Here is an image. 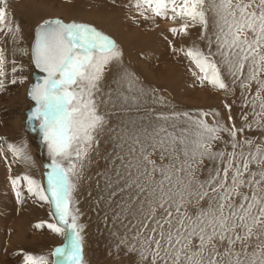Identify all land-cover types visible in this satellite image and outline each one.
<instances>
[{
  "label": "snow or ice",
  "instance_id": "1",
  "mask_svg": "<svg viewBox=\"0 0 264 264\" xmlns=\"http://www.w3.org/2000/svg\"><path fill=\"white\" fill-rule=\"evenodd\" d=\"M135 7L145 19L147 12L179 18L181 26L170 29L174 35L202 27L207 52L196 45L174 51L194 63L201 84L228 92L225 73L232 85L238 83L242 106L251 110L243 114L246 123L209 124L203 117L219 113L201 111L200 118L154 113L147 125L132 119L113 124L111 118L134 106L138 110L149 95L126 69L119 87L105 91L106 69L121 62L117 43L87 23L43 21L35 30L31 60L45 75L27 93L35 103L27 119L38 122L51 156L47 187L27 175L11 182L18 199L23 179L29 194L51 205L57 222L48 228L65 242L51 261L25 255L24 264H85L74 193L85 168L100 161L97 188L103 182V189L97 203L108 205L113 225L122 230L117 247L135 253L138 264H264V0H135ZM18 32L7 20V0H0V33L16 39ZM6 63L0 48V90ZM253 126L262 130L260 140L239 139ZM221 142L224 147H216ZM8 148L30 159L23 147Z\"/></svg>",
  "mask_w": 264,
  "mask_h": 264
},
{
  "label": "bare ground",
  "instance_id": "2",
  "mask_svg": "<svg viewBox=\"0 0 264 264\" xmlns=\"http://www.w3.org/2000/svg\"><path fill=\"white\" fill-rule=\"evenodd\" d=\"M49 1L7 0V20L13 27L27 25L25 30L45 15L63 14L69 20L85 22L95 20L106 35L114 38L122 52L121 62L110 65L105 71L103 81L105 91L119 87L121 69H126L149 93L144 97L138 110L134 106L130 113L111 118L113 124L132 119L137 122L144 121L147 125L154 120V113L187 112L194 118H200L202 104L195 106L198 103L195 104V100H191L198 95L195 90L201 84L193 75V72L198 73L199 70L183 52L174 51L187 50V47L193 45L204 52L208 51V41L201 38L202 27L199 24L187 29L188 36L182 33L174 35L170 29L179 28L183 21L179 18L173 21L170 12L168 17H157L147 12L145 15L148 18L145 19V16L136 9L135 0H56L57 8L54 5L48 6ZM212 31L210 26L205 35L211 36ZM27 33L31 36L29 39L32 38V35ZM32 34L35 36V28ZM186 36L188 39L190 36L189 44ZM11 38L10 35L0 33V48L7 57L5 66L7 79L4 89L0 90V264H24L25 255H45L51 261L54 259L51 253L65 242L62 234L48 228V224L57 222L51 214V205L29 194L27 182L23 179L18 185L23 199H18L11 182L13 178L27 175L46 188L47 172L50 171L51 164L48 148L38 131V122H35L34 131L25 127V110L32 105L26 93L32 81V73L36 71L34 65L29 69V76L26 78V92L22 90L28 100L24 104L18 79L16 84L10 83L16 76L9 75L7 71L10 67L16 65L19 67L17 62L19 52L10 41ZM212 51H215V45ZM26 66L17 71V74L24 76ZM149 73L156 74L158 81ZM225 77L230 90L228 92L220 90V99L227 103V107L230 106L228 108L236 117L250 113V108L242 106L243 98L238 83L232 85L231 77L227 76V73ZM186 81L189 87L186 86ZM160 97L163 98V103L158 102L157 98ZM252 119V115L249 114L247 121L251 122ZM247 130L253 131V134L261 131L255 126ZM9 144L23 147L25 156L30 159L14 156L8 148ZM220 145L216 147L223 148ZM103 167L104 161H100L99 164L94 162L86 167L78 190L74 193L78 201L75 207L83 217V230L86 232V235L82 233V236L83 247L87 251V264H138V256L135 253L128 252L123 246L117 247L122 230L118 225H113L108 205L103 202L97 203L102 194L103 182L100 188H97L96 173ZM38 224L43 226L38 228L36 227Z\"/></svg>",
  "mask_w": 264,
  "mask_h": 264
},
{
  "label": "rangeland",
  "instance_id": "3",
  "mask_svg": "<svg viewBox=\"0 0 264 264\" xmlns=\"http://www.w3.org/2000/svg\"><path fill=\"white\" fill-rule=\"evenodd\" d=\"M35 1H37V2L39 1L40 2V0H35ZM57 3H58V1H56V0H50L48 2V4H49L48 6H51V5L53 6L54 5L57 8ZM53 18H59V19L65 21L66 23H69V22H72V21H75L77 23H87V24H90V25L96 27L98 30H100V31H102L104 33V30L97 25V22L95 20L86 21V22L85 21H82V20H72V19L69 20L63 14L45 15L42 18H40L39 20H37L31 26H28L29 28L27 30H25L27 25L25 27H19V32L17 34V38L16 39L11 38L12 40H10V41L12 42V44H14V46L18 49V52H19L18 55H17V57H18L17 62H19V67H18V65L15 66L16 69H17V71L22 70V67L27 65L26 66V72H25V75L24 76L18 75L17 74L18 72L16 71L15 73H13L11 71V68L12 67H10L9 70L7 71V73L9 75H11V76L12 75L13 76H16L15 78L18 79V81L21 78H23L24 82L23 83H20L19 82V86H20V88H22V89H20V91L23 90L24 92H26V90H25V89H27L26 88V86H27V80H26V78H27V75L29 76V69L30 68H33V64H32V61H31V56H29V55H30V52H31V43H32L33 38H34V35L32 34L33 31H34V28H35V26L38 23H41V22H43L45 20L53 19ZM24 30H25V32H24ZM21 32H23V33L21 34ZM27 32H29V34L32 35V38L29 39V37H31V36L28 35ZM187 36H186V38L188 39ZM112 39H114V38H112ZM189 40H190V36H189V39L187 41L188 44L190 43ZM16 42H17V44H16ZM187 48H189V47H187ZM27 68H28V70H27ZM150 75H152V74H150ZM152 77H154L155 79L157 78V81H158V77H157L156 74L152 75ZM186 86L189 87L188 81H186ZM23 91L21 92V95H23V98H24L23 99V104H24V102L25 101H28V100L24 96V92ZM253 91H254V89H253ZM195 92H198V95H195L191 99L192 101H194V100L196 101V102L194 101L195 104L198 103L195 106H197L199 104H202V111L203 112H208V113L216 112V113H219V116H215L214 117L213 115L210 114L208 116L203 117V119L206 120L209 124H213L215 122V120H221V121H223L224 124H226L229 127H231L232 124H235L236 127L239 128V127L243 126L246 123V121L243 119V114L238 115L236 117L233 114V112L227 107V103L223 99H220V97H219L220 90H218L216 88H213L211 85H209V84H207L205 82L204 84H200L199 88L197 90H195ZM192 104H193V102H192ZM200 106H198V107H200ZM21 115H22V113H21ZM229 116L232 117V120H229ZM250 132H251V134H250ZM256 133H259V134H256ZM226 135H227V133H224L223 134V139L224 140L229 139L228 135L227 136ZM261 135H262V130L260 132H257L256 131L253 134V131H250V130L245 129V132L238 134V137L241 140L245 136H247V137H249L251 139H254V140H260L261 139ZM219 144H221L220 145L221 147H224L222 142L219 143ZM79 223L83 225V217H82V215H80V217H79ZM82 233L84 234V236L86 235V232L84 230H83ZM83 256H84V262H85V264H87V251L84 250V247H83Z\"/></svg>",
  "mask_w": 264,
  "mask_h": 264
},
{
  "label": "water",
  "instance_id": "4",
  "mask_svg": "<svg viewBox=\"0 0 264 264\" xmlns=\"http://www.w3.org/2000/svg\"><path fill=\"white\" fill-rule=\"evenodd\" d=\"M53 19H58V18H53ZM40 24H38V25H40ZM38 25L35 27V30L37 29ZM34 38H35V36H34ZM33 43H34V39H33V42L31 44V46L33 45ZM33 65H34V63H33ZM34 67H35V65H34ZM35 69H36V71H34L32 73V81L28 85L27 93H28L30 87L34 83L38 82V80L45 75L44 73L40 72L39 69H37V68H35ZM27 93H26V96H27V98L30 99V97L27 95ZM34 108H35V103L32 101V105L25 110V127L27 129H29L30 131H34V129H35L36 126H34L35 125V122L29 121L27 119V117L30 115L31 111L34 110Z\"/></svg>",
  "mask_w": 264,
  "mask_h": 264
}]
</instances>
